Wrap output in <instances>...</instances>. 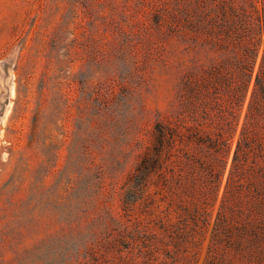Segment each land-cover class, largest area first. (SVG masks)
Listing matches in <instances>:
<instances>
[{"label": "rangeland", "instance_id": "rangeland-1", "mask_svg": "<svg viewBox=\"0 0 264 264\" xmlns=\"http://www.w3.org/2000/svg\"><path fill=\"white\" fill-rule=\"evenodd\" d=\"M185 1L0 0V264H140L153 223L128 177L212 54L177 32ZM213 216L169 264H203Z\"/></svg>", "mask_w": 264, "mask_h": 264}, {"label": "trees", "instance_id": "trees-1", "mask_svg": "<svg viewBox=\"0 0 264 264\" xmlns=\"http://www.w3.org/2000/svg\"><path fill=\"white\" fill-rule=\"evenodd\" d=\"M173 19L212 54L182 74L128 177L125 206L153 223L140 264L185 262L213 213L203 264H264L263 8L185 1Z\"/></svg>", "mask_w": 264, "mask_h": 264}]
</instances>
